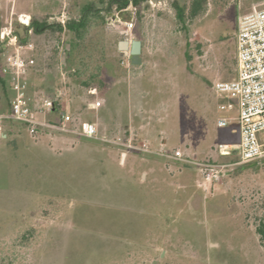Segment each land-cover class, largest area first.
<instances>
[{
  "label": "rangeland",
  "instance_id": "374dc122",
  "mask_svg": "<svg viewBox=\"0 0 264 264\" xmlns=\"http://www.w3.org/2000/svg\"><path fill=\"white\" fill-rule=\"evenodd\" d=\"M97 1L0 0V29L10 21L22 27L20 14L49 22L62 13L73 18L84 4ZM191 1H144L138 14L132 7L125 11L130 28L117 21V13L92 26L85 42L95 48L90 53L98 58L102 52L115 63L114 76L107 79L110 94L104 100L98 96L95 110L66 74L52 76L49 85L34 77L35 96L49 93L48 86L62 87L75 122L95 123L108 142L50 134L29 144L31 136L17 127L21 134L0 137V242L30 228L33 234L19 263L264 264L255 232L264 217V159L229 166L220 182L205 189L196 167L161 155L166 149L213 164L236 162L234 156H220L217 147L239 140L232 132L238 128V104L233 100L231 109L219 108V99L229 96L212 86L235 77L239 21L262 0H206L203 12L186 18L182 27L172 4L189 8ZM71 38L67 32L49 33L32 42L39 55L56 43L63 48ZM123 40L141 41L143 63L132 66L129 52L120 53ZM63 58L57 57V66ZM135 78L145 134L131 140L135 149L122 160L125 149L116 143L128 138ZM219 118L228 120L226 127L217 125ZM9 128L2 122L0 134ZM20 244L19 251L25 245Z\"/></svg>",
  "mask_w": 264,
  "mask_h": 264
},
{
  "label": "built area",
  "instance_id": "2783aa9c",
  "mask_svg": "<svg viewBox=\"0 0 264 264\" xmlns=\"http://www.w3.org/2000/svg\"><path fill=\"white\" fill-rule=\"evenodd\" d=\"M66 18L65 13H62L56 21L64 24ZM17 20L27 29L25 42L20 41L11 21L0 29V48L3 50L0 74L8 77L12 92L8 109L0 112V124L6 121L20 123L25 126L31 137L47 130L108 142L105 137L99 136L95 123L75 122L71 103L68 101L62 105L59 116L49 118L53 115L54 102L45 96H35L28 80V75L35 65L33 53L36 50L30 40L33 33L31 18L27 14H20ZM120 20L117 17V21ZM123 24L127 28L131 27V21ZM58 48L62 50L61 46ZM212 87L215 93L230 96L238 104V128L235 132L239 140L234 144L223 143L217 147L220 156H234L236 162L230 165L213 164L184 157L179 151H161V155L166 159L196 167L202 178L201 186L205 189L220 182L229 166H243L264 159V0L257 11L243 16L239 21L236 34L235 77L228 81H216ZM56 95L62 96L61 90H57ZM99 106V102H94L89 104L88 108L95 110ZM227 124L226 118L217 120L219 127H226ZM0 136H3L2 133ZM116 144L125 149L122 160L126 158L128 150L135 149L131 140Z\"/></svg>",
  "mask_w": 264,
  "mask_h": 264
},
{
  "label": "trees",
  "instance_id": "16d2710c",
  "mask_svg": "<svg viewBox=\"0 0 264 264\" xmlns=\"http://www.w3.org/2000/svg\"><path fill=\"white\" fill-rule=\"evenodd\" d=\"M144 1L147 2L150 0H98L95 3H86L79 9L76 17H67L64 24L56 20L49 22L46 19L37 20L36 18H32L31 27L33 33L30 37L31 41L35 37H42L49 33L63 34L67 32L72 35V38L69 42L64 43V47L61 51L59 50L57 43L50 49V52L41 51L38 55V50H35L33 53L35 65L28 75L31 92L34 88V77L37 74L45 79V85H49L48 80L49 78H52V76L63 77L64 74H66L68 80L76 83L86 92L88 98L90 99L87 106L94 103L95 100L98 99L99 95H101V99H103L105 94H110L111 87L107 85V79L114 76L115 63L107 61L102 52L99 54L98 58L92 56L90 51L95 48H91V45H87L85 43L86 39L89 36L90 29L94 24L104 25L106 23L107 16H110L113 13H118L120 19L124 22L131 21V15L125 14V11L132 7L138 14L140 5ZM205 4L206 0H192L189 8L179 4H172V7L176 12V20L182 25V27H184L186 18L195 19L198 17L203 12ZM14 29L20 41L25 42L27 40V29L24 26L21 27L20 25H16ZM61 53L64 58L57 66V57L60 56ZM36 55L38 56L36 57ZM47 89H50V92L44 96L51 99L55 104L53 115L49 118H55L59 116L61 113V107L66 102L64 100L65 94L62 91V87L53 89L48 86ZM57 90H61L62 96L57 97ZM11 97L12 92L10 81L8 77L0 74V100L2 99L4 103V105L0 107V112L8 109ZM67 101L71 103V113L73 116L72 102L70 100ZM6 122L10 128L9 132L2 133V135L5 136L4 138L3 136H0L2 140H7L14 134H21V131L16 130L15 127L22 128L23 133L27 135L24 125L13 121ZM50 134H60L70 137L73 136L57 132H49L46 130L42 131L38 136L31 137L33 142H29V144H37L39 142L37 141L39 138L41 139V137H47ZM22 138L25 139V142L27 141L24 136ZM11 143L16 146V140L14 141L12 139ZM31 231L32 230L30 228L21 232V234H17L20 237V242L15 239V237H18L17 235H15L14 240L11 236L8 238L9 240L7 239L0 242V264H21V262H18L17 256L20 255L22 257L27 255L29 245H26V242L28 243V240L31 241L33 238ZM255 232L258 236L260 245L264 248V217L258 221ZM18 243H21L20 246L25 244L20 251L17 248Z\"/></svg>",
  "mask_w": 264,
  "mask_h": 264
},
{
  "label": "crops",
  "instance_id": "0c3cea01",
  "mask_svg": "<svg viewBox=\"0 0 264 264\" xmlns=\"http://www.w3.org/2000/svg\"><path fill=\"white\" fill-rule=\"evenodd\" d=\"M141 63H143V62H141ZM139 81H140L139 78H135L134 79V83L132 84V86H130V90H129V95L132 98L133 97L134 98H133V102L132 101L129 102L128 110L130 111V114H129L130 118H129V122H128L126 128H125L126 133L128 135L127 140H132L133 138H136V139L142 138V139H144L143 137H144V134H145L144 132L145 131H144V125H143V121H142L144 119V117L142 115V110L137 105V100H138L137 96L140 94L139 92L141 91V84H140ZM223 81H226V80H223ZM156 84H158V83L156 82ZM219 100H220L219 103H218V107L219 108H224L225 107V108L229 109L232 106V104L230 102L235 100V99L229 96V97H226V98H221ZM235 131H236V129L233 128L232 132L234 134H237ZM163 146L165 147L164 144H162V148H163Z\"/></svg>",
  "mask_w": 264,
  "mask_h": 264
},
{
  "label": "water",
  "instance_id": "95a60500",
  "mask_svg": "<svg viewBox=\"0 0 264 264\" xmlns=\"http://www.w3.org/2000/svg\"><path fill=\"white\" fill-rule=\"evenodd\" d=\"M118 50L123 55L126 52H129L130 55V63L132 66L140 65L141 60V52H142V43L140 40H123L118 42Z\"/></svg>",
  "mask_w": 264,
  "mask_h": 264
}]
</instances>
